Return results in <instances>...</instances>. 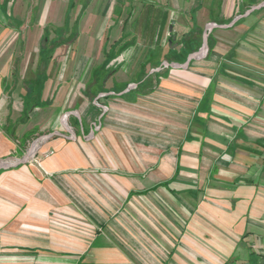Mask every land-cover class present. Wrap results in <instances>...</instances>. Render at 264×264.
<instances>
[{
  "label": "crops",
  "instance_id": "1",
  "mask_svg": "<svg viewBox=\"0 0 264 264\" xmlns=\"http://www.w3.org/2000/svg\"><path fill=\"white\" fill-rule=\"evenodd\" d=\"M185 1L172 0L180 8L187 5ZM47 2L37 0L26 26L27 14L25 11L18 14L16 0H0V264H264V136H251L254 140L247 146L240 143L238 130L228 135L209 134V121L205 120L203 124L195 123L200 135L186 134L177 149L165 151L140 145L139 137L129 135L133 126L134 131H139V80L131 83L119 80L124 78L122 71H89L86 88L80 92L81 96H75L81 102L73 109L77 115L69 120L70 127L78 129L77 135L81 136L93 135V126L98 122L103 152L92 143L85 147L80 135L69 141L63 134L52 132L31 163L17 164L25 156L33 136L37 138L38 133L43 134L59 123L66 96L71 95L67 94L72 84L66 80L83 76L80 72L73 73L58 83L57 80L64 79L59 72L50 75L48 71L34 70L22 78L20 73L7 68L17 59L7 55V48L22 42L19 35L23 29L33 24L42 27V18L51 13L52 7ZM168 2L169 11L172 8L175 12L171 0ZM236 5L239 9L243 7ZM69 7L67 4L63 17ZM84 11L83 7V14ZM44 30H40V41ZM52 61L50 58L47 62ZM104 61L105 58L101 64ZM39 62H44L42 56ZM172 75L160 76L162 90L189 98L195 91L198 101L205 97L203 91L209 83L206 78L188 72ZM132 77L139 79V70ZM181 79L190 86L178 81ZM191 83L200 88L193 90ZM133 84L135 87L129 88ZM62 87L63 92L58 94ZM33 97L37 107L31 108ZM91 99L101 103L96 107L103 114L93 103H87ZM26 109L30 110L27 117ZM64 119L62 124L66 127ZM139 151L143 162L150 158L147 153H153L152 173L165 177L144 193L161 189L170 197H183L182 205L189 209V214L183 209V216H168L180 230L153 232L151 252L139 241V260L123 241L126 235L121 230L114 231L110 219L97 230L93 226L91 230H75L68 236L60 232L61 213L67 210L74 215L73 202L64 197L65 185L69 189L76 187L77 173L96 166L99 160L108 170L105 175L110 189L126 202L134 196L124 191L128 176L137 178L143 173ZM213 151L218 153L216 160H220L215 178L231 186L223 191L206 187L204 193V186L194 189L185 182L192 174H201L199 167L204 155ZM223 156L228 161H222ZM200 192L203 197L192 202V197ZM169 199L173 207L179 206L175 198Z\"/></svg>",
  "mask_w": 264,
  "mask_h": 264
},
{
  "label": "rangeland",
  "instance_id": "2",
  "mask_svg": "<svg viewBox=\"0 0 264 264\" xmlns=\"http://www.w3.org/2000/svg\"><path fill=\"white\" fill-rule=\"evenodd\" d=\"M185 2L187 5L180 8L171 0L175 12L171 8L170 15L168 0H48L51 13L43 17L44 22L42 18V27L33 24L23 29L19 35L22 42L7 48V55L17 58L7 68L9 66L11 72L15 70L20 73L22 78H27L34 70L48 71L50 75L59 72L64 79L57 80L58 83L64 82L73 73L80 72L83 76L66 80L72 84L67 94L71 95L66 96L59 123L51 130L48 128V132L44 131V135L38 133L40 137L33 136L34 140L28 145L25 156L19 158L17 164L31 163L40 146L48 137L50 139L49 133L63 134L69 141L78 139V129L73 130L69 120L77 115L73 109L81 102L75 96L86 88L87 73L91 70L103 69L107 73L122 71L124 78L118 79L127 83L139 80V131H134L136 128L133 126L129 135L139 137V144L145 147L165 151L177 149L186 134L200 135L195 123L202 121L203 124L205 120L209 121V134L228 135L238 130L240 143L247 146L254 140L251 136H264V0ZM36 3L37 0H16L18 14L22 15L24 11L27 14L26 26L29 12ZM237 3L243 4V7L239 9ZM67 4H72V7L63 17ZM83 7L86 12L89 10L87 14L85 11L82 13ZM148 15H151L149 22ZM64 18L67 25L62 22ZM206 29H211L206 38L210 41V48L206 46L204 49ZM40 30H44L41 41ZM72 31L74 37H71ZM203 49L205 53L191 60L185 68L187 59ZM43 53L52 56L53 61L46 64L39 62ZM104 58L105 61L110 58L106 65H103L105 61L101 64ZM138 70L139 79L131 78V74ZM184 72L198 74L208 80L203 94L208 93L204 94L202 100L198 101L195 91L194 96L189 98L178 93H167L159 87L162 81L160 76L172 77V74ZM178 81L190 86L184 79ZM191 86L193 90L200 88L192 83ZM211 89L213 95L209 100ZM62 92L63 87L58 94ZM207 100L211 101L210 111L205 114ZM87 103H93L95 107L101 105L93 99ZM98 109L99 114H103V110ZM63 117L66 127L62 124ZM100 131L101 127L96 122L94 134L80 135L79 140L85 147L92 143L103 152ZM213 152L204 155L199 167L201 174H192L185 182L193 185L194 189L204 186V193L206 187L223 191L231 186V183H221L215 178L220 160H216L218 153ZM140 154L139 151L143 173L137 178L128 176L124 191L134 196L126 202L110 189L105 175L108 170L101 161L98 160L96 166L90 169L78 172L76 187L69 189L65 185L63 191L64 197L73 202L74 215L67 210L61 213L60 232L68 236L75 230H91L93 226L97 230L110 219L114 231L121 230L126 235L123 241L127 242L132 256L139 260V241L151 252L153 232L179 231L180 228L168 216H183V209L189 214V209L182 205L183 197H170L166 190L161 189L144 193L165 177L152 173L155 165L151 159L155 157L153 153H147L150 158L144 162ZM224 160L228 161L227 156L222 157ZM209 169L210 176L207 174ZM177 182L184 183L183 180ZM204 193L194 195L192 202L198 201ZM172 197L179 204L176 208L169 202ZM54 215L51 213L50 217L54 218ZM142 234L147 238H143Z\"/></svg>",
  "mask_w": 264,
  "mask_h": 264
},
{
  "label": "trees",
  "instance_id": "3",
  "mask_svg": "<svg viewBox=\"0 0 264 264\" xmlns=\"http://www.w3.org/2000/svg\"><path fill=\"white\" fill-rule=\"evenodd\" d=\"M70 7H72V4H70ZM166 18H168V16H167V13H166ZM166 18H164L163 20H165ZM150 19H151V15H148V22L150 21ZM65 24L67 25V22H65ZM74 31V30H73ZM72 31V35H71V37H74V32ZM114 46L116 45L115 43L113 44ZM207 47H209L210 48V41H207ZM44 50V49H43ZM42 56V59H43V64H46L47 63V61L51 58V56H48L47 54H42L41 55ZM109 60H110V58H108ZM109 60H107V61H105V63L103 64V65H106L107 64V62L109 61ZM213 89H211V91H210V96H209V100L211 99V96L213 95ZM206 94L208 93V91H206L205 92ZM209 100H207V102H206V105H205V107H206V112H209L210 111V102L211 101H209ZM34 108V107H37V104L35 103V97H33L32 98V103H31V108ZM30 110H28V109H26L25 111H24V115L27 117L28 115H29V112Z\"/></svg>",
  "mask_w": 264,
  "mask_h": 264
},
{
  "label": "water",
  "instance_id": "4",
  "mask_svg": "<svg viewBox=\"0 0 264 264\" xmlns=\"http://www.w3.org/2000/svg\"><path fill=\"white\" fill-rule=\"evenodd\" d=\"M211 31V29H206L205 30V32H204V41H203V47H205L206 48V46H207V40H206V38H207V36H208V33ZM208 32V33H207ZM198 55V54H197ZM197 55H194V56H190L188 59H187V63H186V65H185V68L187 67V65H188V63L191 61V60H193V59H195L196 57H197ZM198 58V57H197Z\"/></svg>",
  "mask_w": 264,
  "mask_h": 264
},
{
  "label": "bare ground",
  "instance_id": "5",
  "mask_svg": "<svg viewBox=\"0 0 264 264\" xmlns=\"http://www.w3.org/2000/svg\"><path fill=\"white\" fill-rule=\"evenodd\" d=\"M204 49H205V47H204ZM204 49L197 55V57H201L205 53V50Z\"/></svg>",
  "mask_w": 264,
  "mask_h": 264
},
{
  "label": "built area",
  "instance_id": "6",
  "mask_svg": "<svg viewBox=\"0 0 264 264\" xmlns=\"http://www.w3.org/2000/svg\"><path fill=\"white\" fill-rule=\"evenodd\" d=\"M135 87V85L133 84V85H130V87L129 88H134Z\"/></svg>",
  "mask_w": 264,
  "mask_h": 264
}]
</instances>
